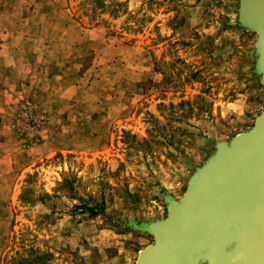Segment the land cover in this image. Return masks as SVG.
Instances as JSON below:
<instances>
[{"label":"rangeland","instance_id":"374dc122","mask_svg":"<svg viewBox=\"0 0 264 264\" xmlns=\"http://www.w3.org/2000/svg\"><path fill=\"white\" fill-rule=\"evenodd\" d=\"M239 7L0 0V46L11 47L0 48V86L16 46L20 75L30 68L38 88L55 91L15 109L26 153L15 152L21 165L0 190V264L135 263L154 238L133 223L165 218L167 195L180 200L217 143L249 130L264 107L257 34L240 23ZM66 16L71 33L32 37L56 32ZM95 27L105 29L102 42L75 43L73 33ZM40 141L47 153L25 166Z\"/></svg>","mask_w":264,"mask_h":264},{"label":"water","instance_id":"95a60500","mask_svg":"<svg viewBox=\"0 0 264 264\" xmlns=\"http://www.w3.org/2000/svg\"><path fill=\"white\" fill-rule=\"evenodd\" d=\"M239 21L257 34L264 83V0H240ZM259 115L217 143L180 200L167 195L165 218L133 223L154 238L139 264H264V107Z\"/></svg>","mask_w":264,"mask_h":264},{"label":"crops","instance_id":"0c3cea01","mask_svg":"<svg viewBox=\"0 0 264 264\" xmlns=\"http://www.w3.org/2000/svg\"><path fill=\"white\" fill-rule=\"evenodd\" d=\"M50 17H53V16L51 15L47 16L49 20H52L50 24L51 26L54 23L53 22L54 20ZM62 19L63 21L65 20V22L63 23V25H61V28L57 30L56 32H54L51 28L46 29L44 31L40 30V32L37 34H34L30 31L32 37L44 36L45 38H50V37L60 36L62 35V33H63L62 37H64V33L66 32L71 33V30H69L68 27H72L73 25H75L72 23L74 20H71V18H69L68 16L63 17ZM104 31L105 29L103 30L101 27H95L87 31H79L77 32V34L73 33L72 36L73 37L76 36V38L74 39L75 43L87 41V42H90L91 44L92 39H95L98 42H102L103 38H105ZM73 32H76V31L73 30ZM6 33H7V30L0 31V35L3 38L7 37ZM92 33H95V36H92L93 35ZM44 42L46 43V45L44 44L45 48L43 50L44 51L43 53H45V56L48 57L49 56L48 51H50L53 47V40L50 41L46 39L44 40ZM4 43L6 44V41H4ZM12 47H13L12 52L14 53L13 67H12V64H8L7 65L8 71L6 70V68L3 69L5 70L6 76H5V80L3 84L0 86V105L4 106L5 108V109H2L0 112V190L3 189L2 184L5 181L4 178H7L9 180L12 179V174L18 169L17 165H21V163H19L16 159L17 157L20 156V153L15 154V152L21 150V148L22 149L24 148L23 138L15 130L14 118H15V114L17 113V110H15L16 107H19V105L21 106L25 100H31V99L33 100L37 98L40 100H43V96L45 94H48V93L54 94L55 92V91L53 92L52 90H50L51 88L49 89V87H51L49 85H47L46 87L43 86V88L41 89L38 88L37 86H39V83H37V80H35V77L32 76V69L30 68H28L29 70H26L28 72H26L25 76L20 75L19 73L20 69H23L24 67H26V64L23 65L19 61L18 59L19 51L16 52V46H12ZM31 47L32 46L30 45V47L28 48V52L32 51ZM71 47L72 45L67 46V48H71ZM94 47H95V51H99L97 52V56H99L102 50H99V48L96 46ZM0 48L3 51L4 50L9 51V49H11L10 46H6L4 44L1 45ZM105 57L108 58V56H105ZM51 63L52 64L48 69L58 64L55 62H51ZM60 67H59V70L61 69ZM48 69L45 71V76L50 77L51 75L52 76L55 75V72L52 73V71ZM58 76L62 77L63 72L62 71L59 72ZM46 145H48V143L45 141L39 143V145H36L35 146V149H36L35 156H33V158L32 156H30L29 159L30 158L32 159L29 160L28 162H25V166L28 164H31L37 158L42 157L45 153H47V150L45 148ZM27 148H30V147L28 146ZM21 152L23 151L21 150ZM23 153H26V152L24 151ZM0 195H3V192H0Z\"/></svg>","mask_w":264,"mask_h":264},{"label":"bare ground","instance_id":"6f19581e","mask_svg":"<svg viewBox=\"0 0 264 264\" xmlns=\"http://www.w3.org/2000/svg\"><path fill=\"white\" fill-rule=\"evenodd\" d=\"M260 115L258 114L257 115V119H259L260 120ZM243 133V132H242ZM241 132L240 133H238V134H236L235 135V139H233L234 141L239 137V136H241V134H242ZM233 141V142H234ZM235 143H233V145H234ZM172 215V214H171ZM148 248H150L149 247V245L148 246H146V247H142V248H140L139 250H138V253H137V260H136V262L139 264V262L142 260V258H143V256H145L146 255V250L148 249Z\"/></svg>","mask_w":264,"mask_h":264},{"label":"trees","instance_id":"16d2710c","mask_svg":"<svg viewBox=\"0 0 264 264\" xmlns=\"http://www.w3.org/2000/svg\"><path fill=\"white\" fill-rule=\"evenodd\" d=\"M90 209H93V208H90Z\"/></svg>","mask_w":264,"mask_h":264}]
</instances>
